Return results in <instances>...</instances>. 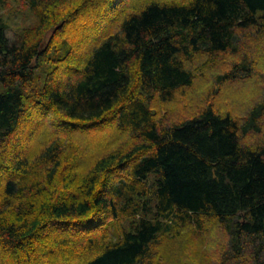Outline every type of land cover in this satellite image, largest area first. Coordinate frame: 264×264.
Wrapping results in <instances>:
<instances>
[{
  "label": "trees",
  "instance_id": "trees-1",
  "mask_svg": "<svg viewBox=\"0 0 264 264\" xmlns=\"http://www.w3.org/2000/svg\"><path fill=\"white\" fill-rule=\"evenodd\" d=\"M15 1L0 264H264V0Z\"/></svg>",
  "mask_w": 264,
  "mask_h": 264
},
{
  "label": "rangeland",
  "instance_id": "rangeland-1",
  "mask_svg": "<svg viewBox=\"0 0 264 264\" xmlns=\"http://www.w3.org/2000/svg\"><path fill=\"white\" fill-rule=\"evenodd\" d=\"M0 16L6 23L7 35L10 39H13L24 28L32 26L36 22L28 11L18 8V4L15 0H10L6 7H0ZM96 36V33L89 36L85 46H88L91 43V40H93ZM231 94L232 93L228 94V96ZM22 131L25 133L26 128Z\"/></svg>",
  "mask_w": 264,
  "mask_h": 264
}]
</instances>
